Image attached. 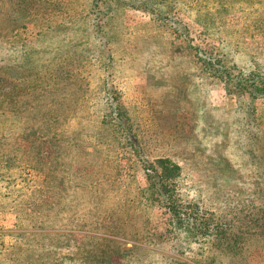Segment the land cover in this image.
<instances>
[{
    "label": "rangeland",
    "instance_id": "obj_1",
    "mask_svg": "<svg viewBox=\"0 0 264 264\" xmlns=\"http://www.w3.org/2000/svg\"><path fill=\"white\" fill-rule=\"evenodd\" d=\"M0 264H264V0H0Z\"/></svg>",
    "mask_w": 264,
    "mask_h": 264
},
{
    "label": "trees",
    "instance_id": "obj_2",
    "mask_svg": "<svg viewBox=\"0 0 264 264\" xmlns=\"http://www.w3.org/2000/svg\"><path fill=\"white\" fill-rule=\"evenodd\" d=\"M95 1H102V3L104 4V0ZM107 8L109 9V7ZM118 8L120 7H117L116 9ZM194 50L196 51L198 50V48L195 47ZM200 53L203 52L201 51ZM216 60L222 62L221 59ZM213 62L215 63V61ZM202 64L205 67V70L209 71V73H212L210 71V69L213 68L211 62H208L207 59H203ZM214 67L216 71L215 73H217L215 75H221L222 77L227 75L225 69L222 66L214 65ZM116 105L117 106H113V102L110 103L109 108L106 109L105 112L107 116L106 120L112 126V130L120 146L126 147V149H129L132 154H136L138 153L137 136L131 129V124L128 122L126 118L127 116H125L126 114L124 113V111L121 109L120 106H118V104ZM252 111L253 107L250 106H247L245 109V113H247L250 118L253 117ZM126 122H128L130 125H126ZM249 130L250 132H252L253 126H251ZM155 163L159 164L160 170L158 166L155 165ZM155 163H151L150 167L144 164V166H146V174L149 180V186L147 187L150 195L149 198H151L152 200H159L160 202H168L175 220L177 218V220L174 222V225L176 227H179L182 230L188 232H194L201 229L203 226H205L203 225L205 223L202 221L197 223V218L195 217L193 210L191 212H185L179 207V203L176 202L177 199L172 198L173 193L169 191L170 189L168 188V184L165 182V177L168 176L170 172H176L179 167L176 164H172L169 160H165L163 158L157 159ZM184 213L186 214V216H183ZM188 213L191 217H189Z\"/></svg>",
    "mask_w": 264,
    "mask_h": 264
}]
</instances>
